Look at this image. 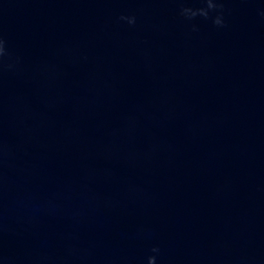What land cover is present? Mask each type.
<instances>
[{
	"label": "water",
	"instance_id": "obj_1",
	"mask_svg": "<svg viewBox=\"0 0 264 264\" xmlns=\"http://www.w3.org/2000/svg\"><path fill=\"white\" fill-rule=\"evenodd\" d=\"M215 2L0 0V264H264V0Z\"/></svg>",
	"mask_w": 264,
	"mask_h": 264
},
{
	"label": "clouds",
	"instance_id": "obj_2",
	"mask_svg": "<svg viewBox=\"0 0 264 264\" xmlns=\"http://www.w3.org/2000/svg\"><path fill=\"white\" fill-rule=\"evenodd\" d=\"M207 4V8H199V9H192V8H182L181 14L184 15L188 19H192L196 16H203L205 18L209 17V11L210 10H216L218 7H222V5H218L215 0H205ZM122 20H127L129 24H135L136 20L135 17H121ZM214 23L217 26H223L224 21L221 16H217L214 20ZM195 30V29H194ZM5 42L0 39V57H3L6 55V49H5ZM160 249L158 247H154L152 249V252L159 253ZM148 264H156V256H150L148 258Z\"/></svg>",
	"mask_w": 264,
	"mask_h": 264
}]
</instances>
